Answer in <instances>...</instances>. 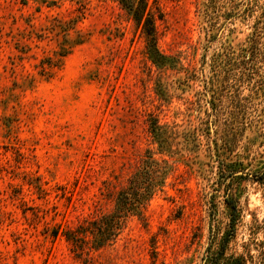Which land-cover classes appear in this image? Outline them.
<instances>
[{"label":"rangeland","instance_id":"obj_1","mask_svg":"<svg viewBox=\"0 0 264 264\" xmlns=\"http://www.w3.org/2000/svg\"><path fill=\"white\" fill-rule=\"evenodd\" d=\"M148 1L163 69L118 0H0V264H205L232 221L226 256L264 248V55L241 57L264 0ZM149 155L169 170L146 225L74 253L61 232Z\"/></svg>","mask_w":264,"mask_h":264},{"label":"trees","instance_id":"obj_2","mask_svg":"<svg viewBox=\"0 0 264 264\" xmlns=\"http://www.w3.org/2000/svg\"><path fill=\"white\" fill-rule=\"evenodd\" d=\"M38 1L46 3L50 7L58 4V0ZM218 1L223 0H207L204 5L209 8L211 4L214 3L215 5ZM118 2L145 36L147 55L153 64L160 69L168 67L169 58L158 47L157 21L161 20L160 14L150 6L148 0H118ZM78 11L81 15L84 14V8H80ZM260 29L264 30V27ZM262 39H264L263 32L256 29L250 40L252 42L251 47L243 50L244 54L241 57L245 59L249 55L248 60L255 61L264 55V51L260 48L261 45L263 46ZM232 54L235 55L234 52ZM65 55L66 51L64 50V54H60V56L64 57ZM55 67H59V65L47 60L42 64V73H46L47 70H52ZM156 128L151 126L154 131H157ZM168 170L169 165L166 161H158L152 155L147 156L138 171L128 180L127 185L117 193L114 209L111 213L94 220L83 221L76 228H67L61 232V235L72 247V251L83 255L87 252L106 248L115 241L130 218L135 217L146 225L145 211L147 205L162 189ZM236 225L235 221L229 224L233 238L236 233ZM59 233L57 230L53 236L56 238ZM233 238L229 234L226 235L221 240L220 248L216 252H211L210 246L205 264H264V248L259 250L257 256L250 254V252L226 256V250Z\"/></svg>","mask_w":264,"mask_h":264},{"label":"water","instance_id":"obj_3","mask_svg":"<svg viewBox=\"0 0 264 264\" xmlns=\"http://www.w3.org/2000/svg\"><path fill=\"white\" fill-rule=\"evenodd\" d=\"M240 174H243V173H240Z\"/></svg>","mask_w":264,"mask_h":264}]
</instances>
